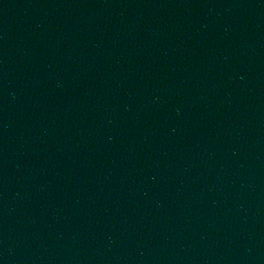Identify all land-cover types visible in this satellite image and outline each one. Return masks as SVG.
<instances>
[{
	"label": "water",
	"instance_id": "water-1",
	"mask_svg": "<svg viewBox=\"0 0 264 264\" xmlns=\"http://www.w3.org/2000/svg\"><path fill=\"white\" fill-rule=\"evenodd\" d=\"M0 264H264V0H0Z\"/></svg>",
	"mask_w": 264,
	"mask_h": 264
}]
</instances>
